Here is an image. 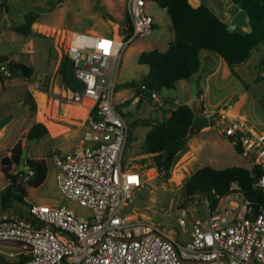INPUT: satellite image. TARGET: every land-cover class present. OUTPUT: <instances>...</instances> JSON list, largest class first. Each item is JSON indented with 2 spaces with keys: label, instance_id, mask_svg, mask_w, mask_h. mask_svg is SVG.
<instances>
[{
  "label": "built area",
  "instance_id": "2783aa9c",
  "mask_svg": "<svg viewBox=\"0 0 264 264\" xmlns=\"http://www.w3.org/2000/svg\"><path fill=\"white\" fill-rule=\"evenodd\" d=\"M124 2L129 37L124 38L120 28L118 35L69 31L63 48L72 74L83 84L81 91L69 85L63 89L67 101L88 105L78 145L53 154L54 182L61 197L88 212L81 214L61 203L30 202L21 216L1 213L0 246L6 251L0 264H264V204L254 209L236 182L229 184L228 193L213 210L202 199L203 209L187 222L197 193L188 195L187 205L175 217L178 230L165 231L156 223L121 211L142 184L137 169L122 166L127 115L140 100L156 107L167 104L165 116L183 104L160 94L163 88L144 94L139 85L129 86L130 98L119 101L124 110L116 106L113 89L121 51L132 37L148 36L153 27V19L145 11L149 0ZM0 72L10 75L5 62L0 63ZM226 107L216 112L203 109L202 116L232 145L241 147V154L249 159L248 169L259 166L252 186L264 201V131L229 115ZM31 174L29 171L28 176ZM178 235L186 239L180 241Z\"/></svg>",
  "mask_w": 264,
  "mask_h": 264
},
{
  "label": "rangeland",
  "instance_id": "374dc122",
  "mask_svg": "<svg viewBox=\"0 0 264 264\" xmlns=\"http://www.w3.org/2000/svg\"><path fill=\"white\" fill-rule=\"evenodd\" d=\"M160 1L149 0L145 6V11L153 19L151 33L145 37H132L121 51L113 89V99L119 110L125 107L119 101L129 99L132 93L125 83H137L146 73L147 67L136 61L139 52L150 49L163 51L169 41L175 40L197 44V36L201 33L199 24L173 28L168 11L161 7ZM187 2L191 7L198 4L196 0ZM204 3L199 4L204 5L216 20H221L216 8L210 10ZM255 8L259 9L257 3ZM223 9L229 15L234 13V1L224 0ZM253 9L250 8L252 12ZM27 12L34 14L35 21L31 26L32 32L23 37L11 31L10 26L21 23ZM124 14V0H0V57L22 63L33 71L29 78L9 75L0 81V127H5L0 138V155L5 154L11 143L21 136L19 143L27 148L24 158L43 159L46 165V176L37 187L29 189L25 186L27 178L18 179L25 187L26 196L23 203L11 202V207L25 211V204L32 201L61 203L75 212L87 214L83 206L61 197L54 182L56 164L53 154H61L78 145L85 115L78 105L67 101L63 91L66 87L60 73L63 48L69 31H91L103 35L115 32L118 35ZM242 29L249 32L247 26ZM198 48L199 67L196 72L188 80L176 81L172 89L160 90V94H167L187 105L194 115L185 145L177 152L168 176L164 177L150 167V158L142 141L150 123L160 119L168 105L156 107L142 100L127 115L129 130L122 166L137 169L142 175V184L133 191L121 211L156 223L165 231L178 230L175 217L179 209L187 205L183 185L193 170L203 165L213 168L249 166L247 156L235 152L228 138L205 121L202 110L216 112L227 106L226 110L237 119L264 131V76H260L264 73L263 38L250 47L244 59L231 65H227L222 54L211 50L212 47ZM190 82L197 85L194 99L190 95ZM39 95H44V101ZM38 122L44 125L47 135L25 145L26 129ZM46 126L54 127L58 131L57 136L53 137ZM11 171L14 172L15 168ZM3 186L4 179L0 175V189ZM202 198L195 194L196 202L189 207L187 222L203 209ZM177 239L182 241L186 236L178 235ZM1 251H6V248L0 246Z\"/></svg>",
  "mask_w": 264,
  "mask_h": 264
},
{
  "label": "trees",
  "instance_id": "16d2710c",
  "mask_svg": "<svg viewBox=\"0 0 264 264\" xmlns=\"http://www.w3.org/2000/svg\"><path fill=\"white\" fill-rule=\"evenodd\" d=\"M234 3L241 1V7L245 11L246 26L249 32L246 35L226 30V22L216 20L211 12L202 4L191 7L187 0H162L161 7H166L173 28H178L183 24L198 23L201 33L197 36V44L191 41H169L165 50L158 51L150 49L141 51L137 55V63L147 67L146 73L139 82H127L125 86L135 87L142 85L143 93L152 89L159 90L172 89L176 81L188 80L199 67L198 51L199 46L211 48L223 55L228 64L236 63L244 59L247 53L256 41L264 40V0H233ZM255 3L257 7L255 8ZM250 8H254L253 12ZM236 10V9H235ZM201 19H205L201 21ZM35 21V16L27 12L23 16L21 23L11 25L10 30L26 37L31 31V26ZM204 22V27H203ZM125 28V30L123 29ZM120 32L127 38L131 34V27L126 14L123 15L120 25ZM0 61L6 62L10 75H18L23 78H29L32 74V68L19 62L8 61L5 57H0ZM263 61V59H262ZM68 59L64 56L60 65L61 78L65 81V70ZM6 78L0 72V81ZM30 99V97H29ZM33 105V101L29 100ZM141 102V100L139 101ZM161 113V117L150 123L143 136V146L150 158V167L157 172H161L164 177L168 176L169 169L176 161L177 152L185 145V138L188 129L193 120L192 110L185 104H180ZM47 134L42 123L30 125L24 135L29 142L40 139ZM230 141V139L228 138ZM236 153L241 154V147L233 144ZM22 146L19 142L14 143L8 150V155L0 158V171L2 172L7 184L0 190V211L11 208V202L23 203L25 197V187L18 179L28 176L25 186L35 188L42 183L46 176V165L43 159L24 158L23 166L26 170L18 169L19 156ZM15 168V172L11 168ZM259 166H253L250 169L242 166H229L223 168H213L203 165L193 170L184 181L183 193L185 196L197 193L202 199L209 203L210 210H213L219 198L228 193V187L231 182H236L242 195L248 199L254 209L264 204L261 192L252 186L253 181L259 174ZM153 173V169L151 170ZM26 205V204H25ZM12 212L21 216L23 211L11 208Z\"/></svg>",
  "mask_w": 264,
  "mask_h": 264
},
{
  "label": "water",
  "instance_id": "95a60500",
  "mask_svg": "<svg viewBox=\"0 0 264 264\" xmlns=\"http://www.w3.org/2000/svg\"><path fill=\"white\" fill-rule=\"evenodd\" d=\"M235 7L236 10L235 12L231 15L228 24L226 26V30L228 32H234V33H238V34H243L246 35L247 32L244 31L242 28L246 27V15H245V11L242 9L241 7V1H237L235 3ZM108 21L110 23H112V21L110 19H108ZM65 81L67 82V84L69 86H71L72 88L76 89L77 91H81L83 89V84L80 80H78L71 71V64L68 61L66 64V70H65ZM190 95L191 97L194 99L195 98V85L194 83H190ZM26 142H28V140H26ZM25 155V150L22 149L20 156H19V162H18V169H27V166H23V158ZM253 216L250 215V219H252Z\"/></svg>",
  "mask_w": 264,
  "mask_h": 264
},
{
  "label": "crops",
  "instance_id": "0c3cea01",
  "mask_svg": "<svg viewBox=\"0 0 264 264\" xmlns=\"http://www.w3.org/2000/svg\"><path fill=\"white\" fill-rule=\"evenodd\" d=\"M205 2L204 4L210 9V10H212V8H216V10L218 11V16H220V18H221V20L222 21H224V22H226V26H227V24H228V21H229V19H230V17H231V15L233 14H231V15H229L228 13H226L225 11H224V0H196V3H200V2ZM197 4V5H198ZM86 32H89V31H86ZM166 48V47H165ZM165 50V49H164ZM190 83H193V82H190ZM194 85H195V92H196V90H197V85L194 83ZM223 107V106H222ZM232 115V113H229V115ZM232 116H234V115H232ZM4 130H5V127L4 126H1L0 127V133H1V135H0V138H1V136L3 135V132H4ZM27 130V129H26ZM26 132V131H25ZM47 135V134H46ZM45 135V136H46ZM53 136V135H52ZM54 137V136H53ZM20 138H21V136H19V138H17L16 140H14L12 143H11V145L9 146V148L14 144V143H16V142H19V140H20ZM26 140L27 139H25V142H24V144L26 145V143H28V142H26ZM22 149H24L25 150V154L27 155V148H23V146H22ZM72 149V148H71ZM9 150V149H8ZM8 150H6V152H5V154H2V155H0V158L2 157V156H4V155H8ZM25 156V155H24ZM23 164H24V160H23ZM13 168V167H12ZM22 170H26V169H22ZM13 172V171H12ZM15 172V171H14ZM0 175L2 176V178L4 179V176H3V174H2V172L0 171ZM7 184V182H6V180L4 179V186ZM3 186V187H4ZM2 187V188H3ZM1 188V189H2ZM28 188V187H27ZM0 189V190H1ZM29 189H32V188H29ZM26 196V195H25ZM25 198V197H24ZM23 198V199H24ZM32 202H34V201H32ZM28 203H30V202H28ZM27 203V204H28ZM42 203V202H41ZM26 204V205H27ZM57 204V203H56ZM11 208H13V207H11ZM11 208H8V209H6V210H4V211H0V214L1 213H11L12 211V209ZM13 213H15V212H13ZM23 214V213H22ZM4 252V251H3ZM3 252L1 251L0 252V259L2 258V256H3Z\"/></svg>",
  "mask_w": 264,
  "mask_h": 264
},
{
  "label": "bare ground",
  "instance_id": "6f19581e",
  "mask_svg": "<svg viewBox=\"0 0 264 264\" xmlns=\"http://www.w3.org/2000/svg\"><path fill=\"white\" fill-rule=\"evenodd\" d=\"M39 98L41 101H44V99H45L44 95H39ZM87 105H88V102H84L82 105H79L77 107L85 112ZM46 127H47V129L51 135L57 136L58 131H56L54 127H52V126H46ZM0 135H1V133H0Z\"/></svg>",
  "mask_w": 264,
  "mask_h": 264
},
{
  "label": "snow or ice",
  "instance_id": "6c2138e0",
  "mask_svg": "<svg viewBox=\"0 0 264 264\" xmlns=\"http://www.w3.org/2000/svg\"><path fill=\"white\" fill-rule=\"evenodd\" d=\"M105 44L107 43V42H104Z\"/></svg>",
  "mask_w": 264,
  "mask_h": 264
}]
</instances>
